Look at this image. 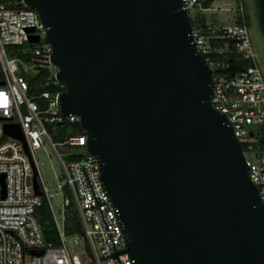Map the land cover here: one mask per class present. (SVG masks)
<instances>
[{"label": "water", "instance_id": "95a60500", "mask_svg": "<svg viewBox=\"0 0 264 264\" xmlns=\"http://www.w3.org/2000/svg\"><path fill=\"white\" fill-rule=\"evenodd\" d=\"M23 2L52 47L58 111L78 115L98 160L122 252L134 264H264V203L212 104L211 70L181 0ZM242 4L264 76V0ZM4 131L24 141L18 124ZM33 184L41 195L35 171Z\"/></svg>", "mask_w": 264, "mask_h": 264}, {"label": "built area", "instance_id": "2783aa9c", "mask_svg": "<svg viewBox=\"0 0 264 264\" xmlns=\"http://www.w3.org/2000/svg\"><path fill=\"white\" fill-rule=\"evenodd\" d=\"M207 1L209 5L205 6ZM212 1L181 0L187 14L196 7L209 10ZM237 10L240 22L221 26L206 23L199 27L192 24L191 33L195 47L211 70L212 104L231 123L250 178L264 203V76L254 56L242 0ZM44 34L34 8L27 7L23 0H0V82L3 81L0 83V175L4 176L3 182L0 180V264H134L122 252L125 237L117 209L100 181L97 158L87 152L79 159L66 161L61 157L62 150L71 155L73 146L84 147L85 130L59 141L52 140L48 133L47 123L76 122L78 115L59 113L57 96L61 90L29 93L30 83L17 73L18 58L6 52V46H17L22 53L31 54L35 66L41 69L50 64L48 57L52 51L43 39ZM31 36H38L39 40L31 42ZM26 43L37 45L24 48ZM52 66L56 72V66ZM52 77L54 83L63 86ZM15 124L19 125L24 141L5 133L4 125ZM47 141L62 168L61 174H55L57 184L60 189L67 186L72 195V198L62 196L60 218L35 155V150L45 148ZM248 153L254 160L247 158ZM34 171L41 195L49 203L54 239L45 238L44 227L35 215L41 195L34 189ZM71 202L81 234L67 238L65 219Z\"/></svg>", "mask_w": 264, "mask_h": 264}, {"label": "rangeland", "instance_id": "374dc122", "mask_svg": "<svg viewBox=\"0 0 264 264\" xmlns=\"http://www.w3.org/2000/svg\"><path fill=\"white\" fill-rule=\"evenodd\" d=\"M240 3V0H213L209 10H200L198 7L192 8L188 11L190 16V20L195 27H199L202 24L211 23L216 24L218 26L227 25L235 22H240V12L237 10V7ZM37 44H29L26 43L23 45L24 48L34 47ZM6 52L10 56H16L18 58L19 69L17 71L18 74L22 75L26 81L30 84V80L34 78L37 73L41 69H45L47 71L48 77L54 75L53 66L51 64L42 66L41 69H36L35 64L33 62V57L29 53H22L17 46H6ZM47 77V76H46ZM54 82V81H53ZM35 84V89L33 91L30 89L29 93L34 92L38 93L42 90L43 87L49 86L51 80L48 78H41ZM42 105L43 103L40 102ZM48 133L52 140H63L66 136L81 132L79 129L75 130H68L64 123L63 124H56V123H47L46 124ZM65 151L62 150V159L64 160H72V159H79L80 157L85 156L86 150L85 148L73 146L71 148L70 154L68 155L64 153ZM35 155L38 159L40 171L42 176L48 186L49 193L51 194V202L54 206L55 212L57 213L58 217H61V199L62 196L72 198L71 192L67 186H64L62 189L59 188L57 184V179L55 174H61L62 168L60 164V160L55 152L50 147L48 141L46 147H40L35 150ZM247 158L250 160H254L252 154L248 153ZM61 191V192H60ZM40 199L44 202L47 210V214L50 220L53 223L52 215L49 208V203L47 197L45 195H41ZM67 238H70L71 235L67 234ZM58 240L56 239L54 243L56 244ZM74 246H77L76 244Z\"/></svg>", "mask_w": 264, "mask_h": 264}, {"label": "trees", "instance_id": "16d2710c", "mask_svg": "<svg viewBox=\"0 0 264 264\" xmlns=\"http://www.w3.org/2000/svg\"><path fill=\"white\" fill-rule=\"evenodd\" d=\"M209 5V1L205 2V6ZM241 19V18H240ZM192 23V22H191ZM204 25V24H202ZM232 62V60H229ZM235 68L231 69L230 72H233ZM47 76V77H46ZM48 78L51 80V83L49 86H45L42 88V90H49V91H56V90H62L63 86H59L58 84L53 82V77H48L47 71L45 69H41L37 75L30 80L32 84L31 85V90L35 89V84L37 81H39L41 78ZM2 79L1 73H0V80ZM65 127L70 131V130H75L79 129L80 131H83V128L80 126L79 121L76 122H64ZM35 215L40 223V225L44 228H53L54 225L52 221L50 220L46 206L44 202H40L39 205L35 207ZM65 232L69 235H75V234H81V226L79 222V218L77 216L76 210L74 208L73 202L70 203L67 214H66V219H65Z\"/></svg>", "mask_w": 264, "mask_h": 264}]
</instances>
